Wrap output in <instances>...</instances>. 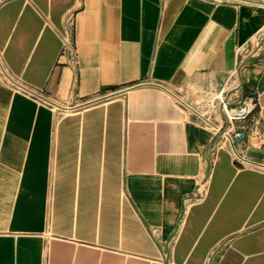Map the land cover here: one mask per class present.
I'll list each match as a JSON object with an SVG mask.
<instances>
[{"label": "crops", "instance_id": "crops-1", "mask_svg": "<svg viewBox=\"0 0 264 264\" xmlns=\"http://www.w3.org/2000/svg\"><path fill=\"white\" fill-rule=\"evenodd\" d=\"M0 264H264V0H0Z\"/></svg>", "mask_w": 264, "mask_h": 264}, {"label": "built area", "instance_id": "built-area-1", "mask_svg": "<svg viewBox=\"0 0 264 264\" xmlns=\"http://www.w3.org/2000/svg\"><path fill=\"white\" fill-rule=\"evenodd\" d=\"M257 105V101L254 98H249L240 103L238 107L230 110L229 113H227V118L231 123L235 121H244L256 109ZM239 135V133H236L234 135V138L239 137ZM227 138L230 139L231 142H233L232 137L227 135Z\"/></svg>", "mask_w": 264, "mask_h": 264}, {"label": "rangeland", "instance_id": "rangeland-1", "mask_svg": "<svg viewBox=\"0 0 264 264\" xmlns=\"http://www.w3.org/2000/svg\"><path fill=\"white\" fill-rule=\"evenodd\" d=\"M200 1H206V0H200ZM74 36H75V31H73V37H74ZM73 39H75V37H74ZM44 108L49 109V106H47V105L44 104Z\"/></svg>", "mask_w": 264, "mask_h": 264}]
</instances>
